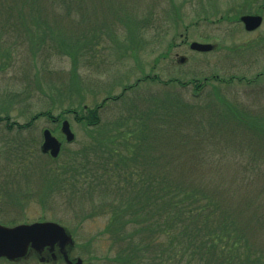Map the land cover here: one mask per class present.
Wrapping results in <instances>:
<instances>
[{
    "label": "rangeland",
    "instance_id": "rangeland-1",
    "mask_svg": "<svg viewBox=\"0 0 264 264\" xmlns=\"http://www.w3.org/2000/svg\"><path fill=\"white\" fill-rule=\"evenodd\" d=\"M246 14L262 18L254 31H246L239 21ZM67 36L77 40L73 47L77 53L75 65L67 55ZM191 42L211 44L213 49L191 51ZM6 60H10L8 64ZM263 73L264 0H0V118L23 124L51 110L54 118L63 114L60 120L68 121L74 135L72 142H65L60 123L48 125L46 118L39 117L33 139L37 153L35 156L33 152L30 161L10 160L7 145L19 136L0 135V221L6 225L52 221L70 232L78 257L88 264H133L129 256L132 246L138 242L142 248L147 247L149 241L140 233L134 237L129 226L123 233L104 232L106 217L97 213L90 216L101 196L98 188L94 186V194L89 195L87 183L74 189L51 175V187L47 189L42 174L49 157L39 151L42 129L50 128L62 144L58 162L64 163L67 156L76 153L87 163L95 162L101 151L91 148L89 130L68 110L73 111L81 95L89 108L108 97L100 112L104 125L114 124L126 110L140 109L150 114L145 140L149 146H141L131 163L143 169L149 162L152 172L163 168L174 171V139L257 136L244 130V134L238 133L235 126L241 123L237 120H213L209 113L219 108V99L224 98L247 109L250 119L264 114V75L246 83ZM214 77L233 78V82L210 80L212 84L194 98L174 84V80ZM241 77L244 81L238 82ZM139 80L143 81L137 85ZM174 93L180 94L183 99L176 98L188 105L195 117L178 113L172 102ZM120 94L123 100L112 102ZM160 102L163 107L158 110L155 107ZM173 109L174 114L165 117ZM177 126L183 131L174 134ZM3 128L0 123V130ZM194 129L202 132L195 133ZM160 142L168 145L165 155L154 149ZM182 154L179 168L195 170L194 174L205 182L217 184L219 176L221 188L229 180L220 175L241 167L234 162L236 153L230 150L216 153L197 148ZM193 158L200 163L193 164ZM50 167L53 174V164ZM240 203L231 201L230 206L251 220L253 209ZM258 232L254 239L260 248L254 247L264 252V233ZM144 250L142 256L150 254Z\"/></svg>",
    "mask_w": 264,
    "mask_h": 264
},
{
    "label": "trees",
    "instance_id": "trees-1",
    "mask_svg": "<svg viewBox=\"0 0 264 264\" xmlns=\"http://www.w3.org/2000/svg\"><path fill=\"white\" fill-rule=\"evenodd\" d=\"M67 39V55L75 65L77 53L73 47H76L77 40L68 36ZM261 75L264 73L246 83L256 82ZM146 79L148 77L143 80ZM154 79L156 81L157 78ZM143 80H139L137 85ZM210 80L219 84L233 82V78L223 80L214 77L189 82L174 80V84L194 98L212 84ZM237 81L244 79L237 78ZM122 94L113 97L112 102L123 100ZM178 96L180 94L174 93L172 101L178 113L195 117L194 112L187 109L188 105L180 103L181 100L176 98ZM80 98L73 111L69 109L68 112L73 113L74 120L85 130H89V144L91 148L100 150L101 155L92 163H87L81 155L78 157L76 152L67 156L64 163L58 162V157H49L41 173L43 182H48L47 189L51 187V175L72 184L74 189L87 183L89 195H93L98 188L101 196L90 216L97 213L106 217L104 232L123 233L124 228L129 226L133 229L134 237L140 233L149 241L147 247L142 248L137 245L138 242L135 247L132 246L129 256L133 264H264V252L258 250L260 246L254 239L258 231L264 233V114L259 116V120L258 116L250 119L248 116L252 115L247 109L224 98L219 99L221 106L209 113L210 118L237 120L241 123L235 126L239 129L238 133L244 134V130L257 136L233 140L174 139V171L163 168L152 172L149 162L143 164V169L131 163L136 160L141 146H149L145 140L149 134H146V122L150 114L140 109L126 110L118 115L114 124L104 125L100 112L108 97L92 108L83 102V95ZM162 107L161 102L156 103L155 108L159 110ZM175 109L165 113V117L172 116ZM62 115L55 118L60 120ZM38 117L54 118L51 110L33 116L34 119ZM182 131L178 126L174 127V134ZM194 132L202 131L194 129ZM197 148L216 153L227 150L236 153L234 162L241 167L220 175L228 178V185L221 188L219 176L217 184L205 182L194 174L195 170L179 168L182 152L193 153ZM154 149L165 155L168 145L160 142ZM34 153L36 156V149ZM28 159L31 160L24 158L23 161ZM193 160V164L200 163L195 158ZM50 164L54 166L53 174L48 169L51 168ZM96 181L100 182L93 184ZM231 201L248 204L253 209L252 219L243 217L239 210L233 209ZM238 207L243 209L242 206ZM144 249L150 253L145 257L142 256Z\"/></svg>",
    "mask_w": 264,
    "mask_h": 264
},
{
    "label": "flooded vegetation",
    "instance_id": "flooded-vegetation-1",
    "mask_svg": "<svg viewBox=\"0 0 264 264\" xmlns=\"http://www.w3.org/2000/svg\"><path fill=\"white\" fill-rule=\"evenodd\" d=\"M39 118V117H38ZM37 118V119H38ZM45 118V117H44ZM63 120H58L56 118H46V123H61ZM36 119L33 117L28 119L23 124L11 120L9 117L0 118V123L4 124L3 130H0V135L3 133L13 134L19 136L11 145H7V152H10V160H20L24 158H31L34 152V129ZM49 130L52 134L50 128L42 129V141H43V131ZM53 135V134H52ZM20 137L23 139L19 140ZM16 142V143H15ZM42 145V142H41ZM41 145L39 146V151L42 156L50 157L49 153H44L41 150ZM62 147V146H61ZM52 222L46 220H36L30 223H19L13 225H6L0 221V225L5 227H15L21 224H33V223H43ZM65 235L67 238L61 234H37L32 236L29 241H27L24 252L16 257H6L0 256V264H88L82 258L78 257L76 251V244L73 240V236L65 228Z\"/></svg>",
    "mask_w": 264,
    "mask_h": 264
},
{
    "label": "water",
    "instance_id": "water-1",
    "mask_svg": "<svg viewBox=\"0 0 264 264\" xmlns=\"http://www.w3.org/2000/svg\"><path fill=\"white\" fill-rule=\"evenodd\" d=\"M239 21L243 25L246 31H254L262 22L260 15H242L239 17ZM189 49L195 52H209L213 49V45L191 42ZM184 59L181 58L180 62ZM61 132L64 135V139L67 143L72 142L74 135L70 130L69 123L64 120L61 124ZM61 143L56 139L49 130L43 131V142L41 150L44 153H49L52 158H56L59 154ZM61 234L65 235V230L62 226L54 222H43L33 224H21L15 227H5L0 225V256H6L9 258L16 257L20 253L24 252L25 246L29 239L37 234Z\"/></svg>",
    "mask_w": 264,
    "mask_h": 264
}]
</instances>
